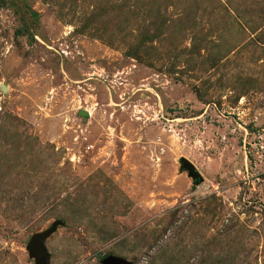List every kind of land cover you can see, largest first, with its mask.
Wrapping results in <instances>:
<instances>
[{
	"label": "rangeland",
	"instance_id": "374dc122",
	"mask_svg": "<svg viewBox=\"0 0 264 264\" xmlns=\"http://www.w3.org/2000/svg\"><path fill=\"white\" fill-rule=\"evenodd\" d=\"M52 225L48 264H264V0H0V264Z\"/></svg>",
	"mask_w": 264,
	"mask_h": 264
},
{
	"label": "water",
	"instance_id": "95a60500",
	"mask_svg": "<svg viewBox=\"0 0 264 264\" xmlns=\"http://www.w3.org/2000/svg\"><path fill=\"white\" fill-rule=\"evenodd\" d=\"M78 114L84 117L87 116V112L83 109L79 110ZM183 165L188 170V172L192 173L194 177L198 176L194 166L189 161L184 160ZM54 229L55 226L52 225L50 228L38 233H34L28 238L25 248L27 249L29 256L33 257L34 264H48V254L43 246V240ZM103 262L105 264H117V259L107 256L104 258Z\"/></svg>",
	"mask_w": 264,
	"mask_h": 264
},
{
	"label": "bare ground",
	"instance_id": "6f19581e",
	"mask_svg": "<svg viewBox=\"0 0 264 264\" xmlns=\"http://www.w3.org/2000/svg\"><path fill=\"white\" fill-rule=\"evenodd\" d=\"M88 114H90V113H88Z\"/></svg>",
	"mask_w": 264,
	"mask_h": 264
},
{
	"label": "trees",
	"instance_id": "16d2710c",
	"mask_svg": "<svg viewBox=\"0 0 264 264\" xmlns=\"http://www.w3.org/2000/svg\"><path fill=\"white\" fill-rule=\"evenodd\" d=\"M34 13V12H33Z\"/></svg>",
	"mask_w": 264,
	"mask_h": 264
}]
</instances>
